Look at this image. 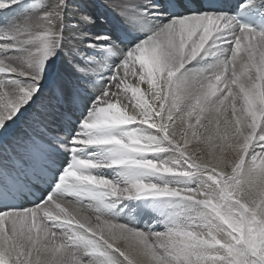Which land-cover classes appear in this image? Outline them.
Wrapping results in <instances>:
<instances>
[{"label": "snow or ice", "instance_id": "obj_1", "mask_svg": "<svg viewBox=\"0 0 264 264\" xmlns=\"http://www.w3.org/2000/svg\"><path fill=\"white\" fill-rule=\"evenodd\" d=\"M100 6L0 0V264H264V0Z\"/></svg>", "mask_w": 264, "mask_h": 264}, {"label": "bare ground", "instance_id": "obj_2", "mask_svg": "<svg viewBox=\"0 0 264 264\" xmlns=\"http://www.w3.org/2000/svg\"><path fill=\"white\" fill-rule=\"evenodd\" d=\"M92 2L96 5V7H93L89 10L93 13L94 17H97V24L95 26H92L91 31L96 32L102 30H110L113 26V17L115 14L111 12L110 9H106L100 6L104 3V0H92ZM73 15L75 16V13H73ZM105 17L107 18V20H105ZM13 131L16 132L17 130L14 129Z\"/></svg>", "mask_w": 264, "mask_h": 264}]
</instances>
